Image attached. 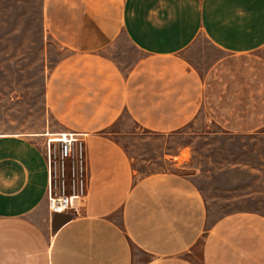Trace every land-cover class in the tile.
Returning a JSON list of instances; mask_svg holds the SVG:
<instances>
[{
	"label": "crops",
	"instance_id": "obj_1",
	"mask_svg": "<svg viewBox=\"0 0 264 264\" xmlns=\"http://www.w3.org/2000/svg\"><path fill=\"white\" fill-rule=\"evenodd\" d=\"M41 22L68 55L46 81L53 125L0 132V264H264V213L214 217L178 172L189 146L164 161L177 171L140 174L121 141L201 119L264 134V0H42ZM48 133L83 135L88 153L82 208L58 232Z\"/></svg>",
	"mask_w": 264,
	"mask_h": 264
},
{
	"label": "rangeland",
	"instance_id": "obj_2",
	"mask_svg": "<svg viewBox=\"0 0 264 264\" xmlns=\"http://www.w3.org/2000/svg\"><path fill=\"white\" fill-rule=\"evenodd\" d=\"M41 3L0 0V132L42 133L53 125L45 104L46 81L68 52L45 38ZM202 122L196 131L186 129L174 137L136 128L132 137L121 141L140 174L177 171L164 161L189 146L185 155L193 152V160L178 172L195 177L214 217L246 210L264 213V134H224L214 128L203 129ZM118 129L116 126L113 132ZM88 180L86 174L87 190ZM73 194L69 184L66 195Z\"/></svg>",
	"mask_w": 264,
	"mask_h": 264
},
{
	"label": "built area",
	"instance_id": "obj_3",
	"mask_svg": "<svg viewBox=\"0 0 264 264\" xmlns=\"http://www.w3.org/2000/svg\"><path fill=\"white\" fill-rule=\"evenodd\" d=\"M46 160L49 172L48 204L50 212L78 213L86 194L84 178L89 175L87 146L83 135L60 133L48 135ZM73 195L68 196V185ZM76 191L78 194H76Z\"/></svg>",
	"mask_w": 264,
	"mask_h": 264
},
{
	"label": "water",
	"instance_id": "obj_4",
	"mask_svg": "<svg viewBox=\"0 0 264 264\" xmlns=\"http://www.w3.org/2000/svg\"><path fill=\"white\" fill-rule=\"evenodd\" d=\"M72 215L55 214L52 220V230L58 232L64 225L71 221Z\"/></svg>",
	"mask_w": 264,
	"mask_h": 264
},
{
	"label": "bare ground",
	"instance_id": "obj_5",
	"mask_svg": "<svg viewBox=\"0 0 264 264\" xmlns=\"http://www.w3.org/2000/svg\"><path fill=\"white\" fill-rule=\"evenodd\" d=\"M47 135H50V134H47Z\"/></svg>",
	"mask_w": 264,
	"mask_h": 264
}]
</instances>
